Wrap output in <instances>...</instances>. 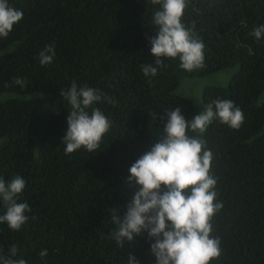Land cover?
<instances>
[{"label": "trees", "instance_id": "trees-1", "mask_svg": "<svg viewBox=\"0 0 264 264\" xmlns=\"http://www.w3.org/2000/svg\"><path fill=\"white\" fill-rule=\"evenodd\" d=\"M9 4L23 19L0 38V177L25 179L18 202L31 211L19 231L0 224V256L16 245L15 258L27 264H127L129 254L156 264L146 233L116 245L110 211L125 215L136 191L128 170L158 142L165 113L179 107L191 119L221 99L243 111L244 123L235 130L214 120L203 134L223 204L211 222L222 254L210 264H264V38L251 35L264 24V0H189L182 22L205 45L203 67L188 72L166 59L154 77L141 67L155 66L149 38L160 6L150 0ZM48 44L56 55L41 66L38 53ZM231 72L227 85L205 86V78ZM17 77L25 87L13 83ZM72 81L112 101L93 105L112 122L95 152H64L71 107L60 92Z\"/></svg>", "mask_w": 264, "mask_h": 264}, {"label": "clouds", "instance_id": "clouds-1", "mask_svg": "<svg viewBox=\"0 0 264 264\" xmlns=\"http://www.w3.org/2000/svg\"><path fill=\"white\" fill-rule=\"evenodd\" d=\"M150 2L160 8L152 20L155 34L149 38L155 66L143 64L144 76H156L166 59H178L179 68L188 72L202 68L205 45L182 22L189 0ZM22 19V10L10 6L9 0H0V38H7ZM251 35L257 40L264 38V24L255 26ZM55 55V45L48 44L37 59L41 66H47ZM13 83L26 86L19 77L13 78ZM60 96L71 107L62 139L65 154L82 148L88 152L100 149L112 122L93 105L102 100L112 103L111 99L99 89L78 88L76 81L67 90H61ZM165 115L167 119L158 142L128 170L126 183L136 191L123 218L118 208L111 209L109 220L115 227L110 238L123 248L125 241L131 242L146 233L156 264H210L222 254L220 239L212 235L211 222L223 204L216 202L217 179L211 174L213 153L207 148L203 134L214 120L238 130L244 123V114L233 101L217 99L191 119H186L179 107ZM25 187L26 181L20 175L7 182L0 177V203L4 207L0 224H7L12 231H19L29 219L26 214L31 211L29 205L18 202ZM18 251L12 245L7 256H0V264H27L25 259L15 258ZM47 255V250L40 252L41 258ZM127 264H139V261L129 254Z\"/></svg>", "mask_w": 264, "mask_h": 264}, {"label": "rangeland", "instance_id": "rangeland-1", "mask_svg": "<svg viewBox=\"0 0 264 264\" xmlns=\"http://www.w3.org/2000/svg\"><path fill=\"white\" fill-rule=\"evenodd\" d=\"M228 72H230V71H228ZM225 75H227L225 78H222V76H220V74L215 75V76H211V77H208V78H205V79H207V81L205 82V86L206 85H227L228 82H229V80L231 79L233 73L231 72L230 77H229V74H225ZM188 82L189 81H187V83ZM202 85H203V82L200 81V86L202 87ZM197 90L200 91L201 89H197ZM198 93H197V96L199 95ZM201 94H202V91H201ZM201 94H200L199 98H201ZM193 100L196 102L197 109H199V108L202 109V107L199 106L200 105V102L197 101V100H195L194 98H193Z\"/></svg>", "mask_w": 264, "mask_h": 264}]
</instances>
